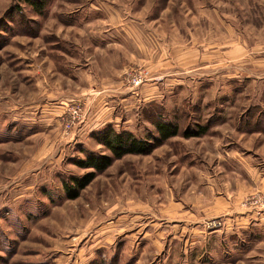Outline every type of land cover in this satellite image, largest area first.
Listing matches in <instances>:
<instances>
[{
	"label": "rangeland",
	"instance_id": "rangeland-1",
	"mask_svg": "<svg viewBox=\"0 0 264 264\" xmlns=\"http://www.w3.org/2000/svg\"><path fill=\"white\" fill-rule=\"evenodd\" d=\"M42 1L0 0V264H219L264 213V0ZM161 121L66 197L104 131ZM231 229L258 264L264 224Z\"/></svg>",
	"mask_w": 264,
	"mask_h": 264
},
{
	"label": "trees",
	"instance_id": "trees-1",
	"mask_svg": "<svg viewBox=\"0 0 264 264\" xmlns=\"http://www.w3.org/2000/svg\"><path fill=\"white\" fill-rule=\"evenodd\" d=\"M31 6L36 11L45 8L42 0H16ZM157 137L140 139L131 132H117L113 129L104 131L98 137V143L109 154L85 153V159L78 160L76 165L84 170H90L82 177L72 176L64 180L63 189L69 200L79 198L85 190L100 174L110 168L115 161L121 160L128 155H148L162 146L167 140L180 134V128L170 122H155ZM203 133V132H201ZM192 137L191 133L186 134Z\"/></svg>",
	"mask_w": 264,
	"mask_h": 264
},
{
	"label": "crops",
	"instance_id": "crops-1",
	"mask_svg": "<svg viewBox=\"0 0 264 264\" xmlns=\"http://www.w3.org/2000/svg\"><path fill=\"white\" fill-rule=\"evenodd\" d=\"M262 184L263 185H259V187H261L262 190H264V183H262ZM237 203L238 202H236L235 204H237ZM250 210H251V212L246 214V216H245L236 207V209H234V211L229 212V215L226 216V218L224 219L226 228H224V231H222V236H223L222 238L225 242V246L227 245V237L233 236L232 238L236 239L235 242L237 243L238 242L237 239H241V236L246 232V231L241 232V230H237V229L236 230L231 229V227L233 226L234 223L239 225V221L242 223L251 222L252 226H259V225L261 226L264 224V213H262L261 215H258L257 212L254 211V209L251 208ZM232 212H233V214H232ZM241 220H243V221H241ZM259 234H262V237H264V231H261V233H259ZM219 235H221V234L219 233ZM194 237H195V233H193V238ZM225 246H223V249H221V248L219 249V253L221 255H223V257H224V260L220 261L219 264H242L243 262L240 261L239 259H237L238 257L240 258V256H241L240 255L241 252L237 248L238 244H235V247L233 246V247L227 248ZM255 246H254L255 248L252 247V249H250V250L248 249L249 255H250V257H257L258 258V264H264V240L259 241ZM255 250L261 251V252L255 253ZM231 257L235 258L234 262H230L227 260V258L231 259ZM203 258L201 257L199 259H203ZM196 264H200V263L196 262Z\"/></svg>",
	"mask_w": 264,
	"mask_h": 264
},
{
	"label": "built area",
	"instance_id": "built-area-1",
	"mask_svg": "<svg viewBox=\"0 0 264 264\" xmlns=\"http://www.w3.org/2000/svg\"><path fill=\"white\" fill-rule=\"evenodd\" d=\"M134 82H135V83H138V84L140 83V81L137 80V79H135ZM260 201L264 203V201H262V200H259L257 203H259Z\"/></svg>",
	"mask_w": 264,
	"mask_h": 264
}]
</instances>
